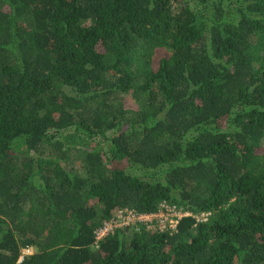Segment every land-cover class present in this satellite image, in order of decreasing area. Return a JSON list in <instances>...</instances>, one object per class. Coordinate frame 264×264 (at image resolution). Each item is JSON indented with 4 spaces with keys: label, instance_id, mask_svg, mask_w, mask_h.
Instances as JSON below:
<instances>
[{
    "label": "trees",
    "instance_id": "trees-1",
    "mask_svg": "<svg viewBox=\"0 0 264 264\" xmlns=\"http://www.w3.org/2000/svg\"><path fill=\"white\" fill-rule=\"evenodd\" d=\"M0 264H264V0H0Z\"/></svg>",
    "mask_w": 264,
    "mask_h": 264
},
{
    "label": "built area",
    "instance_id": "built-area-1",
    "mask_svg": "<svg viewBox=\"0 0 264 264\" xmlns=\"http://www.w3.org/2000/svg\"><path fill=\"white\" fill-rule=\"evenodd\" d=\"M183 217H191V214L165 202H162L159 205V211L153 214H138L129 209L119 210L110 222L104 224L102 228L95 232L94 246L98 248V243L104 237L121 227H133L138 224H144L147 229H158L159 231L166 229L174 230L178 221ZM206 217L207 215L201 214L200 217H196L195 220L197 223L204 222L206 221ZM29 253L30 250H24L22 254L25 256Z\"/></svg>",
    "mask_w": 264,
    "mask_h": 264
},
{
    "label": "rangeland",
    "instance_id": "rangeland-1",
    "mask_svg": "<svg viewBox=\"0 0 264 264\" xmlns=\"http://www.w3.org/2000/svg\"><path fill=\"white\" fill-rule=\"evenodd\" d=\"M74 169H76V168H74ZM80 173H81V175H82V174H83V171H82V172H80ZM31 252H32V251L30 250V253H31ZM30 253H29V254H30Z\"/></svg>",
    "mask_w": 264,
    "mask_h": 264
}]
</instances>
